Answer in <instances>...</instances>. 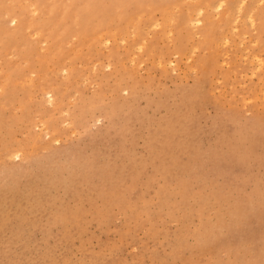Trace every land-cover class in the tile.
Listing matches in <instances>:
<instances>
[{
	"label": "rangeland",
	"instance_id": "rangeland-1",
	"mask_svg": "<svg viewBox=\"0 0 264 264\" xmlns=\"http://www.w3.org/2000/svg\"><path fill=\"white\" fill-rule=\"evenodd\" d=\"M0 264H264V0H0Z\"/></svg>",
	"mask_w": 264,
	"mask_h": 264
},
{
	"label": "bare ground",
	"instance_id": "bare-ground-1",
	"mask_svg": "<svg viewBox=\"0 0 264 264\" xmlns=\"http://www.w3.org/2000/svg\"><path fill=\"white\" fill-rule=\"evenodd\" d=\"M218 2H220V1H218ZM239 5V4H238ZM250 24V23H249ZM251 60H252V57H251Z\"/></svg>",
	"mask_w": 264,
	"mask_h": 264
}]
</instances>
